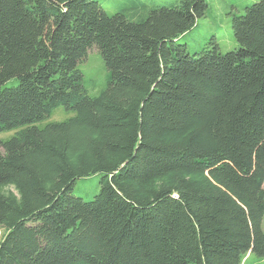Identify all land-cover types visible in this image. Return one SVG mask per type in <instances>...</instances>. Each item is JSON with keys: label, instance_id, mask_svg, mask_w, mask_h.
Masks as SVG:
<instances>
[{"label": "trees", "instance_id": "16d2710c", "mask_svg": "<svg viewBox=\"0 0 264 264\" xmlns=\"http://www.w3.org/2000/svg\"><path fill=\"white\" fill-rule=\"evenodd\" d=\"M207 0L141 19L99 0H0V264H243L264 257V0L238 47L180 41ZM96 45L111 72L90 94ZM63 106L72 115L47 120ZM101 173L85 199L77 179Z\"/></svg>", "mask_w": 264, "mask_h": 264}, {"label": "rangeland", "instance_id": "374dc122", "mask_svg": "<svg viewBox=\"0 0 264 264\" xmlns=\"http://www.w3.org/2000/svg\"><path fill=\"white\" fill-rule=\"evenodd\" d=\"M104 9L113 14L117 11L124 12L129 18L141 19L149 13V9L155 4H168L177 0H99ZM258 0H207L208 10L205 16L200 17L196 24L184 32L180 41L188 44L191 52L206 46L209 40L215 36L222 52L238 47V42L232 29V17L234 14L243 13L245 6ZM79 68L84 74V85L92 94L100 93L109 82L111 72L107 67L99 48L96 45L88 49L87 56L79 62ZM72 115L63 106L56 108L47 120H61ZM16 129L0 131V139H7L15 133ZM102 174L95 173L87 177L77 179L74 184V193L85 199L93 197L100 190ZM5 230L0 226V239ZM244 258L243 264H264V257L252 256Z\"/></svg>", "mask_w": 264, "mask_h": 264}]
</instances>
